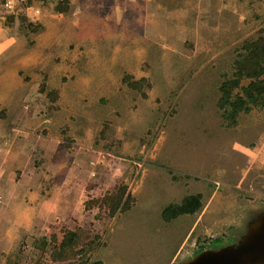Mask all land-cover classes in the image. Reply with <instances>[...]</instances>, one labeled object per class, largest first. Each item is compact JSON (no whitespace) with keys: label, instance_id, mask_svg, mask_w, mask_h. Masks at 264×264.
I'll return each mask as SVG.
<instances>
[{"label":"rangeland","instance_id":"374dc122","mask_svg":"<svg viewBox=\"0 0 264 264\" xmlns=\"http://www.w3.org/2000/svg\"><path fill=\"white\" fill-rule=\"evenodd\" d=\"M7 1L0 264H179L238 242L264 211V107L228 127L217 101L264 0Z\"/></svg>","mask_w":264,"mask_h":264},{"label":"trees","instance_id":"16d2710c","mask_svg":"<svg viewBox=\"0 0 264 264\" xmlns=\"http://www.w3.org/2000/svg\"><path fill=\"white\" fill-rule=\"evenodd\" d=\"M59 9L68 7L58 5ZM264 35L259 39L246 40L238 52L235 60L234 72L226 77L220 86V96L217 105L222 112L225 124L228 127L236 126L242 112H250L257 106L264 107ZM248 80V83H243ZM130 85L138 87L136 80H130ZM122 205V201L116 204L115 210ZM203 206V195L195 194L187 196L182 203H172L163 211L166 220L173 219L181 214H193ZM74 236L75 233L71 232ZM70 239H65L62 246L66 247ZM216 242L209 245H218L223 242L222 236L215 237ZM208 246V245H207ZM202 247L199 251L206 250ZM208 249V248H207ZM210 249V248H209Z\"/></svg>","mask_w":264,"mask_h":264},{"label":"water","instance_id":"95a60500","mask_svg":"<svg viewBox=\"0 0 264 264\" xmlns=\"http://www.w3.org/2000/svg\"><path fill=\"white\" fill-rule=\"evenodd\" d=\"M179 264H264V211L238 242L206 249Z\"/></svg>","mask_w":264,"mask_h":264},{"label":"crops","instance_id":"0c3cea01","mask_svg":"<svg viewBox=\"0 0 264 264\" xmlns=\"http://www.w3.org/2000/svg\"><path fill=\"white\" fill-rule=\"evenodd\" d=\"M10 32H13V31L8 29L7 27H3L2 31L0 29V34H1L0 35V46H3L4 48L3 53L0 52L2 53L1 56L4 55L5 51L7 52L12 51L17 43V40H18L17 45H19L20 43V38L17 39L16 34L14 32L13 33H10Z\"/></svg>","mask_w":264,"mask_h":264},{"label":"built area","instance_id":"2783aa9c","mask_svg":"<svg viewBox=\"0 0 264 264\" xmlns=\"http://www.w3.org/2000/svg\"><path fill=\"white\" fill-rule=\"evenodd\" d=\"M6 7L10 10H13V8L15 7V3H13L11 6H9V0L6 3ZM42 218H45L44 216H42Z\"/></svg>","mask_w":264,"mask_h":264},{"label":"clouds","instance_id":"9594fccd","mask_svg":"<svg viewBox=\"0 0 264 264\" xmlns=\"http://www.w3.org/2000/svg\"><path fill=\"white\" fill-rule=\"evenodd\" d=\"M14 3V0H9V6H11ZM4 48L3 46H0V52H3Z\"/></svg>","mask_w":264,"mask_h":264}]
</instances>
